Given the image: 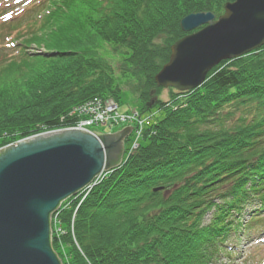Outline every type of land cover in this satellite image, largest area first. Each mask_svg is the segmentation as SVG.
I'll return each instance as SVG.
<instances>
[{"label":"trees","instance_id":"trees-1","mask_svg":"<svg viewBox=\"0 0 264 264\" xmlns=\"http://www.w3.org/2000/svg\"><path fill=\"white\" fill-rule=\"evenodd\" d=\"M230 1L39 0L8 26L32 21L0 56L1 70L21 81L0 91V147L74 125L73 108L95 97L121 105L108 45L126 49L138 111L160 114L119 167L56 210L52 247L62 264H215L262 222L264 45L221 60L194 89L155 81L186 34L182 18L219 17Z\"/></svg>","mask_w":264,"mask_h":264},{"label":"water","instance_id":"water-1","mask_svg":"<svg viewBox=\"0 0 264 264\" xmlns=\"http://www.w3.org/2000/svg\"><path fill=\"white\" fill-rule=\"evenodd\" d=\"M181 27L186 34L172 44L155 81L186 91L202 85L221 60L264 45V0L227 2L219 17L192 12ZM132 128L95 134L56 129L0 149V264H62L52 247L53 214L102 171L122 164Z\"/></svg>","mask_w":264,"mask_h":264},{"label":"rangeland","instance_id":"rangeland-1","mask_svg":"<svg viewBox=\"0 0 264 264\" xmlns=\"http://www.w3.org/2000/svg\"><path fill=\"white\" fill-rule=\"evenodd\" d=\"M37 2H39V0H0V56H1V53L7 52V51L10 52L14 49H17V47H13L12 45L14 44L18 45L21 42L23 34L27 33L31 29L29 26V23L32 21H31V18L23 19L21 20L23 21V23L20 24L15 29H12L8 26L11 23H14L17 19H20L21 15H23L25 11L29 9V7H31L32 5H35ZM9 45L11 48H8ZM26 49L29 52L38 51L35 44L30 45V47ZM125 50L126 49L124 47H113L111 45H108L107 51L105 52L103 51V53H105L108 58H111L110 60L114 66V75L117 79V83L122 88V96H121L122 103L121 105H119L116 102V105H117L116 112L119 113V114L117 113V115H121L124 113H128L129 111H133V112H137L140 115H142L143 118L151 117V123L149 124L150 126L154 122H156L157 116L153 115L154 114L153 111L146 112V113H141L140 111H138V109L140 108L139 106L140 103L138 100L137 93L134 92L132 89L131 83L133 81H131L132 79L130 77H127V75L123 73V68L125 67V65L123 64V57L126 56ZM18 79L19 77H17L15 74L2 71L1 66H0V91L6 90V89L9 90L13 88L17 83L19 84L21 82L20 80H19L20 82H17ZM169 93H170L169 89L163 90L162 91L163 98H168ZM157 115H160V114H157ZM110 122H112V120ZM110 122H107V124H100V125L99 124L97 125V123H95L94 126L92 127L91 125L87 124V125H84L85 127H87V129H81V130H84V131H87L93 134H95L94 131L102 132V133H115L117 131H121L126 126H132L133 127L132 130L124 139V151L122 155V163H123L125 156H127V154L131 152L130 148L132 147L133 143L135 142V138H136L134 134H136L137 129H139V127H137L136 125H131L128 122L125 123L123 121H119L117 124L116 123L110 124ZM78 125L79 124L77 125L75 124L72 126H64V127H60L56 129H80L77 127ZM56 129L44 130L40 133L52 131ZM145 130L146 128L144 127L142 129V134H141L142 138L140 139L138 143L146 142L143 139ZM17 141L12 142L10 144H16ZM1 148L3 147H0V149ZM107 174L108 172L102 171L89 185H87L85 188L80 190L79 192L83 194V198H85L86 195L93 188V186L99 183ZM90 187L92 188L90 189ZM262 215L264 217V213ZM209 216L210 215L208 214L206 219H209ZM249 217H250L249 214L245 215L243 217V221L244 222L248 221ZM263 224H264V218L262 222L259 223V225L255 227V228L258 227L257 229L253 228V229H250V231L247 229H244L241 237L235 238V242L234 243L230 242V244L227 246L228 248L233 249V250H228L230 252L232 251L231 252L232 254L230 256H227L228 254H226V252H222L221 258L215 264H264V225ZM54 228H55V223H54ZM251 230H253V232Z\"/></svg>","mask_w":264,"mask_h":264},{"label":"built area","instance_id":"built-area-1","mask_svg":"<svg viewBox=\"0 0 264 264\" xmlns=\"http://www.w3.org/2000/svg\"><path fill=\"white\" fill-rule=\"evenodd\" d=\"M117 105L113 100H105L98 97H95L75 108L72 110V114H77L78 119L75 123L76 125L79 124L77 127L80 129H87L84 125H91L94 126L95 123L99 124H117L119 121H123L125 123H129L131 125H136L139 127L136 132V141L133 144L135 148L137 146L136 142L140 138L142 134V129L148 126L151 123V117L143 118L137 112H128L121 115H117L118 112ZM119 114V113H118ZM74 124V125H75ZM59 231V229H57Z\"/></svg>","mask_w":264,"mask_h":264},{"label":"bare ground","instance_id":"bare-ground-1","mask_svg":"<svg viewBox=\"0 0 264 264\" xmlns=\"http://www.w3.org/2000/svg\"><path fill=\"white\" fill-rule=\"evenodd\" d=\"M91 189V188H90Z\"/></svg>","mask_w":264,"mask_h":264}]
</instances>
